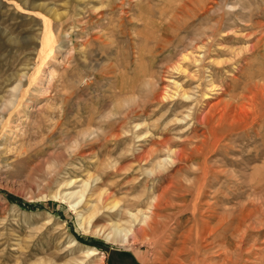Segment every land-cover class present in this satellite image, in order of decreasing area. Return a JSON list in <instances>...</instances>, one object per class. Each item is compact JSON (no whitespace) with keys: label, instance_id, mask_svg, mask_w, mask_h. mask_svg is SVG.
Segmentation results:
<instances>
[{"label":"rangeland","instance_id":"obj_1","mask_svg":"<svg viewBox=\"0 0 264 264\" xmlns=\"http://www.w3.org/2000/svg\"><path fill=\"white\" fill-rule=\"evenodd\" d=\"M215 259L264 264V0H0V264Z\"/></svg>","mask_w":264,"mask_h":264},{"label":"bare ground","instance_id":"obj_2","mask_svg":"<svg viewBox=\"0 0 264 264\" xmlns=\"http://www.w3.org/2000/svg\"><path fill=\"white\" fill-rule=\"evenodd\" d=\"M262 87V86H261ZM245 91V90H244ZM260 91V90H259ZM257 93H258V91H257ZM183 94V93H182ZM245 96V95H244ZM250 96V95H249ZM253 96V95H252ZM255 97V96H254ZM261 97H263V96H261ZM256 98V97H255ZM254 98V99H255ZM248 99V98H247ZM251 99V98H250ZM252 101V100H251ZM250 101V102H251ZM254 101V100H253ZM252 101V102H253ZM238 102V101H237ZM248 102V101H247ZM255 102V101H254ZM258 102V101H257ZM231 104V103H230ZM230 104H225L226 106V110H227V108L229 109V108H232L231 107V105ZM244 104V103H243ZM247 104V103H246ZM253 104V103H252ZM224 105V104H223ZM235 105V104H234ZM213 106V105H212ZM235 107H236V105H235ZM239 108V107H238ZM214 110V109H213ZM222 110V109H221ZM234 110V109H233ZM211 111V110H210ZM261 111V110H260ZM222 112V111H221ZM223 112H226V111H223ZM233 112H235V110L233 111ZM237 113V112H236ZM243 113H244V110H243ZM225 114V113H224ZM240 115V114H239ZM249 115V114H248ZM257 115V114H256ZM219 116V115H218ZM223 116V115H222ZM238 116V115H237ZM241 116V115H240ZM242 116H244V115H242ZM227 117V116H226ZM233 117V118H232ZM246 117V116H245ZM230 124H233V122H235L236 121V119H238V118H236V114L234 113V115H232V113L230 114ZM228 121V120H227ZM243 121V120H242ZM221 122V121H220ZM224 122V121H223ZM217 123V122H216ZM215 123V124H216ZM234 126V125H233ZM237 127H239V126H237ZM202 142V141H201ZM198 148V147H197ZM198 150V149H197ZM197 153V152H196ZM72 181V180H71ZM68 183H70V181L69 182H66L65 183V185H67ZM72 183V182H71ZM86 183L87 182H84L83 183V186H85L86 185ZM70 185V184H69ZM88 187V186H87ZM74 192V191H73ZM72 193H68L67 195L68 196H70ZM82 194V193H81ZM75 206V205H74ZM82 218V217H81ZM79 222V225L80 226H83V222L84 221H82V220H79L78 221ZM155 222V221H154ZM151 224L150 223H148L147 224V226L152 230L153 228L150 226ZM155 231V230H154ZM108 232V231H107ZM106 232V233H107ZM132 233V232H131ZM133 236V235H132ZM131 237V234H130V232H129V230H125V229H121V228H119V227H115V228H113L111 231L109 230V232L107 233V234H105V239L106 240H108V241H111V242H115V243H119V244H121V243H123V242H126V241H128L129 240V238ZM74 242H76V240L74 239V238H72L71 239V244L72 243H74ZM128 243V242H127ZM199 246H200V244H199ZM181 247H186V246H181ZM191 249V248H190ZM97 249L95 248V247H89V246H84V249H83V253H84V255H93V254H95V253H97ZM99 252V251H98ZM192 252V250L190 251V253ZM192 254V253H191ZM185 256V255H184ZM88 257V256H87ZM181 257V256H180ZM190 257H191V255H190ZM189 257V258H190ZM205 257V256H204ZM177 258V257H176ZM176 258H174L176 261L178 260V259H176ZM186 258V257H185ZM200 259V258H199ZM206 259V258H205ZM174 260V261H175ZM180 260V259H179ZM179 260H178V262H179ZM191 260V259H190ZM201 260L202 261H204L203 260V256H202V258H201ZM181 262H183L182 261V258H181ZM191 263V262H190ZM208 263V262H207ZM176 264H178V263H176ZM179 264H181V263H179ZM183 264V263H182ZM200 264H204V262H201ZM214 264H218V260H214Z\"/></svg>","mask_w":264,"mask_h":264}]
</instances>
